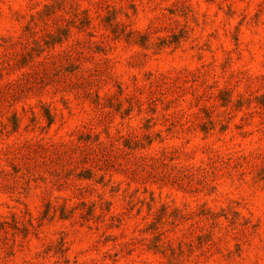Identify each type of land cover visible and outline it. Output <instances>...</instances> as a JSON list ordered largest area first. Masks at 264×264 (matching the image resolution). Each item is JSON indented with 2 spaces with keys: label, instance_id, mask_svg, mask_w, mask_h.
<instances>
[{
  "label": "rangeland",
  "instance_id": "rangeland-1",
  "mask_svg": "<svg viewBox=\"0 0 264 264\" xmlns=\"http://www.w3.org/2000/svg\"><path fill=\"white\" fill-rule=\"evenodd\" d=\"M0 264H264V0H0Z\"/></svg>",
  "mask_w": 264,
  "mask_h": 264
}]
</instances>
